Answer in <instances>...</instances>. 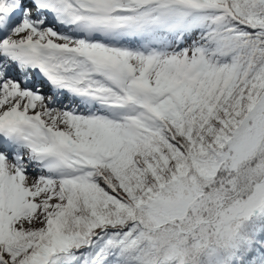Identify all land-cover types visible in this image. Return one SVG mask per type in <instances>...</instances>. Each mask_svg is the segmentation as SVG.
<instances>
[{"label": "snow or ice", "instance_id": "snow-or-ice-1", "mask_svg": "<svg viewBox=\"0 0 264 264\" xmlns=\"http://www.w3.org/2000/svg\"><path fill=\"white\" fill-rule=\"evenodd\" d=\"M0 264H264V0H0Z\"/></svg>", "mask_w": 264, "mask_h": 264}]
</instances>
